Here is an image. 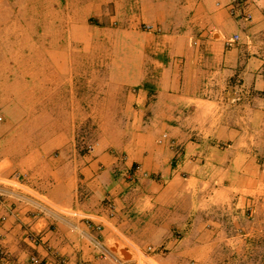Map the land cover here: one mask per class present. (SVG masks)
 I'll return each instance as SVG.
<instances>
[{
	"label": "crops",
	"instance_id": "1",
	"mask_svg": "<svg viewBox=\"0 0 264 264\" xmlns=\"http://www.w3.org/2000/svg\"><path fill=\"white\" fill-rule=\"evenodd\" d=\"M232 1L136 0L111 91L108 52L0 86V264H264V0Z\"/></svg>",
	"mask_w": 264,
	"mask_h": 264
},
{
	"label": "rangeland",
	"instance_id": "2",
	"mask_svg": "<svg viewBox=\"0 0 264 264\" xmlns=\"http://www.w3.org/2000/svg\"><path fill=\"white\" fill-rule=\"evenodd\" d=\"M135 1L0 0V86H11L19 76L34 85L42 75L34 78L25 73L28 69H44L49 64V69L58 70L57 63L75 64L61 61L62 54L108 52V58L95 61L99 63L95 67L100 85L113 90L112 80L122 78L118 75L124 64L123 44L130 37V32L124 34L125 28L138 14ZM109 36L111 41H104ZM112 42L116 44L114 47ZM53 55L56 60L51 61ZM89 59L93 60L91 56ZM81 69L86 71L84 62ZM106 126L104 121L99 126L86 122L78 138L84 135L87 140L95 141L96 128L101 130Z\"/></svg>",
	"mask_w": 264,
	"mask_h": 264
},
{
	"label": "built area",
	"instance_id": "3",
	"mask_svg": "<svg viewBox=\"0 0 264 264\" xmlns=\"http://www.w3.org/2000/svg\"><path fill=\"white\" fill-rule=\"evenodd\" d=\"M229 12L231 15L233 16H239V17H244L246 18L248 16V14L243 13L242 11H240V6H239V0H233L230 4H229ZM242 13V14H241ZM147 29H151L150 26H146ZM238 39L237 35H233L232 37H229L225 40V45L226 46H232L233 44L236 43ZM244 90L242 89V86L240 84H236V87L234 89V100L235 101H241L244 95ZM79 142L81 144L84 145V148L86 151L91 152L94 149V145L95 142L93 140H87L86 137L80 136L79 138ZM121 160H125L124 155H121L120 157ZM140 170V166L136 165L134 167V169H132L131 174H129L130 178H134L135 173L138 172ZM34 261H37L36 259H34Z\"/></svg>",
	"mask_w": 264,
	"mask_h": 264
}]
</instances>
